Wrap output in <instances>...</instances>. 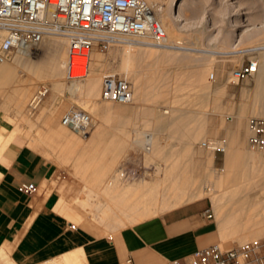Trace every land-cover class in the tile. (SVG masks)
<instances>
[{
    "label": "rangeland",
    "instance_id": "obj_1",
    "mask_svg": "<svg viewBox=\"0 0 264 264\" xmlns=\"http://www.w3.org/2000/svg\"><path fill=\"white\" fill-rule=\"evenodd\" d=\"M150 1L163 6L169 2ZM177 9L182 20L166 29L167 42L181 41L182 47L192 49L168 53L135 46L129 69L127 43H115L107 50L95 44L82 77L70 78L65 70L43 77L32 90H25L23 78L33 74L36 62L19 59L16 51L6 64L11 73L0 74V126L10 138L8 144L35 150L51 163L52 181L60 184L62 197L78 214L70 217L75 225L112 233L177 205L207 198L221 217L240 229L264 226V153L249 149L246 137L239 153L220 165L214 160L216 151L202 146V141L216 137L200 134L215 117L211 103L221 79L224 96L228 87L245 92L241 99L251 107L246 121L264 116V83L257 81L258 73L264 71V0H181ZM0 32L1 42L5 32ZM46 37L65 41L59 48L69 61L68 38L63 34ZM136 39L157 45L147 37ZM42 55L43 59L48 56ZM250 60L258 61L259 70L234 82L233 70ZM94 70L99 74V90L67 89L72 81L84 83ZM107 74L130 82L131 102L102 98ZM43 85L48 93L31 106ZM158 103L163 108L155 109ZM73 109L90 113L93 125L86 134L62 124L63 116ZM227 114L232 113L224 110L222 117ZM62 127L64 135L58 137ZM128 157L140 172L135 178L119 179L117 173ZM261 237L224 238L220 244L231 247Z\"/></svg>",
    "mask_w": 264,
    "mask_h": 264
},
{
    "label": "crops",
    "instance_id": "obj_2",
    "mask_svg": "<svg viewBox=\"0 0 264 264\" xmlns=\"http://www.w3.org/2000/svg\"><path fill=\"white\" fill-rule=\"evenodd\" d=\"M216 84L211 103L215 117L200 134L224 142L226 149L214 153L215 162L224 165L249 138L253 116L246 121L251 107L241 99L245 92L228 87L224 96V80ZM155 107L163 108L159 103ZM224 110L232 113L225 119ZM8 143L0 152V264H45L48 260H52L49 264H124L129 257L136 264H166L168 259L188 262L197 249L224 238L264 237V226L240 229L221 217L210 198L195 199L112 233L91 225L73 227L68 218L78 214L62 197L60 184L52 181L51 163L35 150ZM31 183L35 191L20 189ZM209 208L212 216H208Z\"/></svg>",
    "mask_w": 264,
    "mask_h": 264
},
{
    "label": "built area",
    "instance_id": "obj_3",
    "mask_svg": "<svg viewBox=\"0 0 264 264\" xmlns=\"http://www.w3.org/2000/svg\"><path fill=\"white\" fill-rule=\"evenodd\" d=\"M0 29L5 31L0 42V62L9 61L20 48L37 45L47 34L67 36L70 41V78L83 76L88 66L89 52L95 44L107 50L115 43L131 44L138 40L136 38L145 37L159 45L167 43L165 27L155 14L150 0H0ZM176 45L182 46V42L178 41ZM257 70L258 61L250 60L233 70V80L238 82L253 76ZM214 77L212 73L211 78ZM47 93L48 87L43 85L30 105L35 107ZM101 96L118 103H129L133 99V90L126 78L107 74ZM62 123L83 134L93 125L90 113L82 109L67 112ZM249 129V149L264 153V117H251ZM217 141L208 139L203 145L214 147L215 151H224L223 147L217 146ZM139 172L140 168L134 166L132 158L128 157L117 178H135ZM20 189L31 193L36 186L32 183L22 184ZM207 212L208 216H212L210 208ZM72 226L75 227V224ZM124 264L136 262L129 257ZM166 264H264V237L231 247L216 243L197 249L188 262L168 259Z\"/></svg>",
    "mask_w": 264,
    "mask_h": 264
},
{
    "label": "bare ground",
    "instance_id": "obj_4",
    "mask_svg": "<svg viewBox=\"0 0 264 264\" xmlns=\"http://www.w3.org/2000/svg\"><path fill=\"white\" fill-rule=\"evenodd\" d=\"M168 1V0H167ZM181 0H169V2L167 3L166 6H163V5H160V4H154V1H150L151 3H153V8H154V11H155V14L157 15V17L162 21L164 27H165V30L166 29H169L173 23L175 21H180L182 20V14L180 13V11H178V5H179V2ZM163 4V3H162ZM173 10V11H172ZM173 27V26H172ZM1 31H4L2 29H0ZM5 32V31H4ZM167 32V30H166ZM1 33V32H0ZM50 34H47L45 36H48ZM45 36L43 37V39L35 46H31V47H24V48H20L17 50V55L19 57V59H25V58H32L35 60V70L33 72L32 75H28L26 79L23 78V80L25 81V90H32V88H34V85L36 84L37 81H40L43 77H48V76H57L58 74L60 73H63L65 70H68V67H69V61L66 60V54L62 53V51L60 50L59 46H60V43H64L65 41H62L58 38H55V37H46ZM53 36V35H52ZM168 32H167V38H168ZM67 37V36H66ZM68 38V37H67ZM2 39V38H1ZM68 46L70 45V41L68 39ZM68 46L65 48L66 49V52L65 50L63 52L67 53L68 52ZM127 49H126V66L127 68H129L130 66V62H131V55H132V50L134 49L133 47L136 46L137 47H148V48H156V49H162V50H166L168 51H185V50H188V49H192L193 47H189V46H179V45H176L175 44H172V43H169L167 42L166 44L164 45H152L150 44L149 42H145V41H140V40H137V41H133L131 44H127ZM64 49V47H63ZM41 50V52L39 51ZM137 49H134V52L136 51ZM38 52L40 53L38 55V58H34L33 57V54H38ZM42 52L44 53H47L48 56L46 59H43V55H42ZM69 53V52H68ZM136 53V52H135ZM142 53V52H141ZM134 54V53H133ZM172 54V53H171ZM169 54V55H171ZM168 55V54H167ZM173 55V54H172ZM169 58V57H168ZM18 61V60H17ZM8 61L6 62H0V74H7L10 72L8 66L9 65H6ZM11 68V67H10ZM13 68V67H12ZM130 69V68H129ZM128 69V70H129ZM258 70H259V65H258ZM11 73V72H10ZM74 73H76L74 71ZM126 73V71H125ZM8 75H11V74H8ZM7 75V76H8ZM11 77V76H10ZM65 77V76H64ZM22 80V79H21ZM22 80V81H23ZM76 81V80H75ZM75 81H72L71 83L68 84L67 86V89L68 90H84L85 92H88L89 90H99L100 88V81H99V74L96 70L92 71L90 77L82 84L78 85L76 84ZM257 81L258 83H264V71L262 70L261 72L258 73V77H257ZM79 82V81H77ZM57 85V84H56ZM61 87V86H59ZM56 88V87H55ZM57 89V88H56ZM60 89V88H59ZM66 89V90H67ZM87 90V91H86ZM96 94V93H94ZM90 95V94H89ZM88 95V96H89ZM105 108V107H103ZM261 114V113H260ZM63 124V123H62ZM64 125V124H63ZM65 126V125H64ZM67 128V127H66ZM51 129V128H50ZM53 129V128H52ZM4 128L2 126H0V152L2 151V149L5 147V145L10 141V138L7 137L4 133ZM61 130V131H60ZM60 130H57L58 132H56V134L58 135H61L65 129L64 127H62ZM68 131V130H67ZM62 132V133H61ZM54 133V132H53ZM8 134V133H7ZM44 134V133H43ZM64 134H62L63 136ZM151 138H148V134H147V143L150 144V141H151ZM55 139V138H54ZM71 139V138H70ZM210 140V139H209ZM205 141H202V146L203 143ZM217 146L218 147H223L224 149H226V146L223 144L222 141L218 140L217 141ZM207 148V147H206ZM208 149H211L213 151L214 150V147H211V148H208ZM253 151V150H252ZM258 157V156H257ZM257 160V159H256ZM186 182H188L187 180H185ZM185 183V182H184ZM142 185V184H141ZM148 185V184H147ZM186 186V185H184ZM137 188V187H135ZM185 188V187H184ZM139 189V188H138ZM149 189V187H148ZM154 191V190H153ZM153 191H150L153 193ZM187 191V190H186ZM156 193V192H155ZM158 193V192H157ZM161 193V192H160ZM172 193V192H171ZM177 193H180L177 191ZM156 195V194H155ZM183 195V194H182ZM176 196V195H175ZM180 196V195H179ZM185 197V196H184ZM153 198V196H152ZM140 199V198H139ZM152 200V199H151ZM149 199V201H151ZM155 200V199H154ZM153 200V201H154ZM158 200V199H156ZM181 200V199H180ZM142 201V200H141ZM140 201V202H141ZM180 203V202H179ZM143 204V203H141ZM178 206V205H177ZM180 206V205H179ZM70 217H75L73 216L72 214L70 215ZM76 218V217H75ZM74 218V219H75ZM70 221L72 219L68 218ZM74 221V220H73ZM72 223V222H71ZM73 224V223H72ZM71 255V254H70ZM69 255V256H70ZM76 255V254H75ZM78 257V255H76ZM54 259V258H53ZM74 259V258H73ZM80 259V258H79ZM49 261V260H48ZM47 261V262H48ZM52 261V260H51ZM50 261V262H51ZM55 261V260H54ZM70 261V259H69ZM46 262V263H47ZM49 262V263H50ZM57 262V261H56ZM73 262V261H72ZM45 263V264H46ZM47 263V264H49ZM54 263V262H53ZM52 263V264H53ZM68 263V262H67ZM58 264V263H56ZM60 264V263H59ZM63 264V263H61ZM74 264V263H73Z\"/></svg>",
    "mask_w": 264,
    "mask_h": 264
}]
</instances>
